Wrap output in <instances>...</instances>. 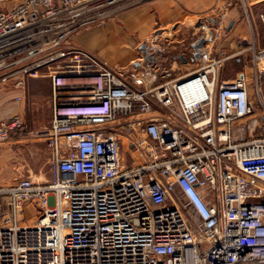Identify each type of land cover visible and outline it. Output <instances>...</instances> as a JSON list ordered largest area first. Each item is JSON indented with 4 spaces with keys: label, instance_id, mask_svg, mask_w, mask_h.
<instances>
[{
    "label": "built area",
    "instance_id": "obj_1",
    "mask_svg": "<svg viewBox=\"0 0 264 264\" xmlns=\"http://www.w3.org/2000/svg\"><path fill=\"white\" fill-rule=\"evenodd\" d=\"M134 1L0 0V85L48 77L53 156L48 181L0 185V264H264V49L255 116L248 81H219L218 57L158 82L70 42ZM242 119L259 133L236 140ZM22 129L19 113L1 118L0 141ZM121 135L140 162L124 163Z\"/></svg>",
    "mask_w": 264,
    "mask_h": 264
},
{
    "label": "crops",
    "instance_id": "obj_2",
    "mask_svg": "<svg viewBox=\"0 0 264 264\" xmlns=\"http://www.w3.org/2000/svg\"><path fill=\"white\" fill-rule=\"evenodd\" d=\"M263 14L264 0H145L121 12V24L108 20L86 26L75 30L70 42L122 70L140 60L138 70L148 69L158 82L190 72L198 66L200 54L205 53L220 58L219 81L244 76L250 83L254 78L253 51L264 49ZM201 37L205 40L200 49L189 48ZM139 44H144L145 54L138 49ZM258 75L257 87L264 103V58ZM10 86L0 85V93ZM20 91L14 87L10 94L14 97ZM23 107L22 100L7 103L0 99V119L22 114ZM48 126L40 131L44 139ZM48 149V177L39 179V175L31 173L12 183L19 178L48 181L53 157L52 149Z\"/></svg>",
    "mask_w": 264,
    "mask_h": 264
},
{
    "label": "rangeland",
    "instance_id": "obj_3",
    "mask_svg": "<svg viewBox=\"0 0 264 264\" xmlns=\"http://www.w3.org/2000/svg\"><path fill=\"white\" fill-rule=\"evenodd\" d=\"M145 0H137L130 4H122L121 8H118L110 16L106 17L104 21H117L121 24V20L118 19V15L135 6L144 2ZM92 25V24H91ZM85 27H80L82 29ZM78 30V29H77ZM75 32V31H74ZM73 32V33H74ZM71 41V39H70ZM193 45H191V49ZM25 88H21V100L23 102V112L20 116L24 122V129L17 130L7 140L0 141V184L12 183L19 176H27L32 174L39 175V179L48 177V156L49 145L44 138H42L41 130L49 124L52 112H51V98L49 97L50 82L47 76H41L36 78L28 77L25 81ZM10 86L0 93V99H5L8 102L17 101L16 98L10 94ZM249 91L251 92L253 104L255 105V116H260L261 105L257 101L253 80L249 83ZM48 96L45 97V93ZM242 119V122L236 125L234 131V137L238 139H247L257 135L259 128L255 126L252 131H248L246 126V120ZM121 139V154L122 160L125 164H135L142 160V153L138 148H131L129 146V139L125 135L120 136ZM12 151L8 154L7 151ZM34 207L25 209L18 212L20 224H31L35 218Z\"/></svg>",
    "mask_w": 264,
    "mask_h": 264
},
{
    "label": "water",
    "instance_id": "obj_4",
    "mask_svg": "<svg viewBox=\"0 0 264 264\" xmlns=\"http://www.w3.org/2000/svg\"><path fill=\"white\" fill-rule=\"evenodd\" d=\"M204 40H205L204 37L199 38V39L193 44V47H194L195 49H200L201 45L204 43ZM195 54L197 55L198 52H195Z\"/></svg>",
    "mask_w": 264,
    "mask_h": 264
},
{
    "label": "trees",
    "instance_id": "obj_5",
    "mask_svg": "<svg viewBox=\"0 0 264 264\" xmlns=\"http://www.w3.org/2000/svg\"><path fill=\"white\" fill-rule=\"evenodd\" d=\"M31 78H36V77H31ZM15 131H17V130H15ZM15 131H12L10 134H13V133H15Z\"/></svg>",
    "mask_w": 264,
    "mask_h": 264
}]
</instances>
